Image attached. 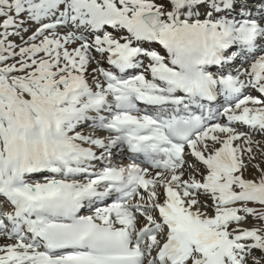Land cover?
<instances>
[{
    "label": "snow or ice",
    "instance_id": "6c2138e0",
    "mask_svg": "<svg viewBox=\"0 0 264 264\" xmlns=\"http://www.w3.org/2000/svg\"><path fill=\"white\" fill-rule=\"evenodd\" d=\"M257 136L264 0H0V264H264Z\"/></svg>",
    "mask_w": 264,
    "mask_h": 264
},
{
    "label": "rangeland",
    "instance_id": "374dc122",
    "mask_svg": "<svg viewBox=\"0 0 264 264\" xmlns=\"http://www.w3.org/2000/svg\"><path fill=\"white\" fill-rule=\"evenodd\" d=\"M27 38V37H26ZM17 43H20L18 39H16ZM257 140H261V147L264 148V138H261L259 136L254 137ZM254 152L256 153V160L253 163H259L262 168H264V153L256 151L254 147ZM125 163L127 162V157H124ZM249 178L252 176H258L259 173L255 171L251 166L249 167V171L247 173ZM254 223H256L253 218H249L248 226H252ZM257 256H259V253H256Z\"/></svg>",
    "mask_w": 264,
    "mask_h": 264
},
{
    "label": "bare ground",
    "instance_id": "6f19581e",
    "mask_svg": "<svg viewBox=\"0 0 264 264\" xmlns=\"http://www.w3.org/2000/svg\"><path fill=\"white\" fill-rule=\"evenodd\" d=\"M0 243H3V241H2V240H0Z\"/></svg>",
    "mask_w": 264,
    "mask_h": 264
}]
</instances>
